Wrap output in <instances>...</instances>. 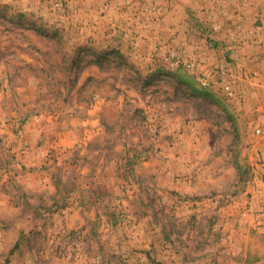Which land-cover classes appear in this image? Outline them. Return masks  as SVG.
<instances>
[{"label": "rangeland", "instance_id": "obj_1", "mask_svg": "<svg viewBox=\"0 0 264 264\" xmlns=\"http://www.w3.org/2000/svg\"><path fill=\"white\" fill-rule=\"evenodd\" d=\"M0 264H264V0H0Z\"/></svg>", "mask_w": 264, "mask_h": 264}, {"label": "built area", "instance_id": "obj_2", "mask_svg": "<svg viewBox=\"0 0 264 264\" xmlns=\"http://www.w3.org/2000/svg\"><path fill=\"white\" fill-rule=\"evenodd\" d=\"M260 131V130H259Z\"/></svg>", "mask_w": 264, "mask_h": 264}]
</instances>
